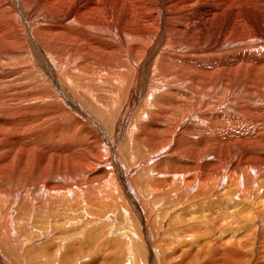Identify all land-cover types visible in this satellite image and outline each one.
<instances>
[{
    "label": "bare ground",
    "instance_id": "6f19581e",
    "mask_svg": "<svg viewBox=\"0 0 264 264\" xmlns=\"http://www.w3.org/2000/svg\"><path fill=\"white\" fill-rule=\"evenodd\" d=\"M264 264V0H0V264Z\"/></svg>",
    "mask_w": 264,
    "mask_h": 264
},
{
    "label": "rangeland",
    "instance_id": "374dc122",
    "mask_svg": "<svg viewBox=\"0 0 264 264\" xmlns=\"http://www.w3.org/2000/svg\"><path fill=\"white\" fill-rule=\"evenodd\" d=\"M214 261H215V264H218V256H216ZM253 264H260V257L259 256H256V259H255Z\"/></svg>",
    "mask_w": 264,
    "mask_h": 264
}]
</instances>
